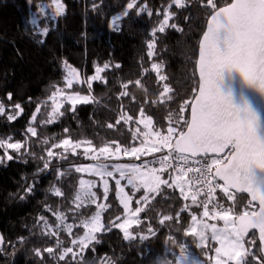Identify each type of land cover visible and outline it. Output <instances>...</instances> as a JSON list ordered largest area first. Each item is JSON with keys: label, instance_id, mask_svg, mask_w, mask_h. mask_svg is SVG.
<instances>
[{"label": "trees", "instance_id": "16d2710c", "mask_svg": "<svg viewBox=\"0 0 264 264\" xmlns=\"http://www.w3.org/2000/svg\"><path fill=\"white\" fill-rule=\"evenodd\" d=\"M129 2L63 0L66 14L54 17L49 10L40 12L41 6L45 8L52 4L51 0H0V102L6 109L4 114H0V140L10 137L9 142L25 145L20 154L9 151L14 156L12 161L0 163V235L5 241L0 250V264H101L102 261L110 264H163L165 260L176 264L181 246H186L187 251L204 264H213L209 257H213L214 251L198 247L194 236L185 235L191 223V213L199 212V209L192 208L191 198L185 201L179 189L166 185L161 186L159 194H149L155 198L150 199L145 211L140 213L142 222L130 230L137 239L125 240L122 231L113 228L111 232L98 234L100 243L95 245L94 251L91 246L85 250L83 259L77 256L72 260L69 254L64 261L58 260L62 248L72 246L71 240L83 234L84 229L79 226L82 219L90 218L97 211L94 204H86L76 210L74 202L79 181L85 177L76 173L75 167L95 161L85 158L81 154L82 148L73 155L71 150L64 153L63 149L52 148V145L68 137L73 141H91L97 147L112 141L125 146L138 145L139 141H133L132 137L137 127L141 132L145 131L144 126L137 122L140 108L153 117L154 129L165 130L169 116L177 118L184 101L191 99L192 89L197 86L198 80L193 73L200 41L211 14L210 8L202 6L206 5V0H186L184 8H178L173 0H138L137 8L127 10ZM215 2L221 7L231 0ZM169 4H172L171 9ZM93 5L97 7L94 9ZM142 5H147L152 16L147 12L138 14ZM126 10L129 15L125 17ZM168 11L174 13L169 24L175 23L177 29L166 27L164 33L156 32L153 37L152 31L158 28ZM119 16L121 19L114 26L112 20ZM44 27L50 29L46 37L39 34V29ZM42 39L44 43H41ZM152 40H155L156 47L154 55L149 58L148 43ZM65 60L79 71L83 80L95 75L97 66L109 64V69L101 73L107 83L93 81L92 103L79 104L72 112L67 110L70 105L65 102L60 109L64 115L53 123H45L51 112L49 97L55 86L69 93L89 94L86 84L74 83L72 89L66 88L62 66ZM153 63L162 65L160 74L166 76L164 81L158 79ZM117 64L119 68L115 67ZM137 80L140 81L138 85L135 83ZM125 84H128L126 89L123 87ZM165 84L172 89L168 94L172 99L165 98L161 103L160 94ZM124 91L129 95H121ZM8 93L12 94L11 101L7 99ZM17 103L23 112L10 121L7 117L15 115L17 110L12 106ZM38 106L39 113L36 112ZM125 114L133 116V120L127 124L121 120L117 124L116 121ZM33 115L36 116L35 121H32ZM184 116L189 118L188 110ZM109 124L113 127L109 128ZM29 127L36 128V136L27 131ZM49 149L67 158H53L49 168L41 171L48 160ZM163 154L166 153L155 155ZM0 156H3V150H0ZM152 158L142 157L141 161ZM141 161L123 157L113 162L138 164ZM58 171L65 175L57 179ZM163 177L168 179V172L163 173ZM30 185L34 187L28 193L26 189ZM53 186L60 188L63 196H55L50 191ZM126 189L133 196V210L144 206L143 201L136 204L144 190L133 195L132 188ZM97 191L100 202L110 205L102 214V223L108 226L117 216L121 219L116 222L121 223L125 213L116 195L115 183H111L106 201L103 190L98 188ZM216 198L225 207L231 205L220 190H217ZM248 201L246 196L237 195L235 211L239 212ZM185 204L190 208L181 211ZM54 212L63 213L65 224L73 225L71 236L59 224ZM163 215H171L173 220L161 225L159 219ZM149 227L155 235L148 233ZM51 232L57 234H46ZM141 235H147L148 239H140ZM253 237L256 249L249 255L248 264H262L264 258L256 233L246 237L245 244L249 245ZM57 240L62 242L60 247H57ZM48 247L54 249L52 255L44 251ZM36 249L41 251L42 257L35 255ZM74 251L78 249L74 248Z\"/></svg>", "mask_w": 264, "mask_h": 264}, {"label": "snow or ice", "instance_id": "6c2138e0", "mask_svg": "<svg viewBox=\"0 0 264 264\" xmlns=\"http://www.w3.org/2000/svg\"><path fill=\"white\" fill-rule=\"evenodd\" d=\"M31 2V0H29ZM54 5L53 16L60 17L66 14V5L63 0H51ZM178 8L186 6V0H173ZM138 0H130L126 5L127 10L137 8ZM206 6L211 9L208 18L206 31L203 33L199 46L196 69L193 73L197 77V86L192 89V97L185 100L180 108L177 118L171 115L167 120L165 130L154 129L152 116L145 114L141 107L139 111L138 123L144 126L145 131L137 127L133 133V141L137 144L128 146L121 145L119 141L105 143L100 147L92 144L91 141H73L71 137L62 139L59 143L52 145V148H61L64 153L77 154V149L83 147L81 153L85 158L95 161L87 166H76L75 172H87L98 176L102 182L103 199L106 201L109 194V179L111 178L118 189L116 193L119 203L123 206L125 219L117 216L110 221L108 226L101 222V211L110 205L97 203L99 197L93 191L95 182L81 179L79 181L80 190L74 197L76 210L85 206V202L97 205L99 209L90 218L82 219L79 225L84 229L83 234L71 240L70 247L62 248L58 254V260L64 261L71 254L72 260L77 256L83 259L82 253L90 246L94 251L95 245L100 243L98 234L111 232L113 228L120 229L125 240H135L137 237L129 231L133 225H139L140 213L150 201L155 197H150V193L159 194L161 185L168 188L179 189L183 199L187 201L191 195V204L202 208V214L191 215V225L186 229L185 235L198 238V247L207 249L209 240L216 243L215 257H209L214 264H248V249L245 247V238L253 230H257L261 241L260 251L264 253V104H258L249 96L241 93L237 99L234 89L229 87L225 90L226 73L230 76L233 71L238 72L242 77L243 83L252 89L264 101V0H231L224 6L218 7L215 0H206ZM97 5H93L95 9ZM172 4L168 5L171 9ZM124 12V16L129 15V11ZM44 7H40V12ZM147 12L152 16L151 11H147V5H142L138 9V14ZM159 15V13H157ZM174 13L168 11L164 15L162 23L157 29L152 31L153 37L156 32L164 33L166 27L177 29L175 23L169 24ZM119 17H114L113 25H116ZM182 31V29H178ZM50 29L44 27L39 29V34L46 37ZM45 41L42 39L41 43ZM156 47L155 40L148 43V56L154 55ZM65 75L63 80L67 89H72L73 84H86L89 94L82 95L79 91L67 92L58 86L51 93L49 99L52 101L49 119L45 123H53L64 115L60 111L64 103H68L70 110L75 112L79 104H89L93 102L91 96L92 82L102 81L107 83L106 78L101 76L109 64L95 68V75L83 80L79 71L69 64L66 60L62 64ZM115 67L119 68L117 64ZM162 65L153 63L152 68L157 72L158 79L164 81L166 76L160 74ZM137 85L140 81L135 82ZM126 89L128 84L123 85ZM172 89L164 85L161 95V103L164 99L171 100L168 95ZM123 96L129 93L124 91ZM7 99L12 100V94L8 93ZM135 99V97H133ZM16 111L15 115H8V120H15L23 112L20 104L12 106ZM189 111V118H185L184 112ZM6 111L3 102H0V114ZM36 112H40L38 106ZM36 120L33 115L32 121ZM121 120L125 124L133 120L131 115H122L116 123ZM109 128L113 125L109 124ZM32 136L37 135L35 127L27 129ZM65 132L68 129L64 130ZM0 140V163L12 161L14 156L8 153L11 149L20 154L25 145L21 142H9ZM47 143V141H45ZM87 145V146H85ZM157 153H166L156 156ZM153 157L144 159L141 163H114L109 165L103 161L120 160L123 157L135 158L141 161L142 157ZM48 160L45 161L43 169L47 170L51 159H66L62 153H54L51 149L47 151ZM43 159V157L41 158ZM171 169V172H169ZM70 171V170H69ZM168 172V179L163 178V173ZM192 174L191 179L189 174ZM64 172H59L57 179L64 176ZM171 180V183H169ZM122 181H126L122 185ZM222 181L223 183H220ZM130 186L133 195L144 190V195L136 200L140 205L134 210L131 207L133 196L125 190ZM34 186H29L26 191L31 193ZM187 188V191H186ZM195 188V192H193ZM220 190L223 196L231 202L229 207H225L217 198L216 192ZM55 196H63L60 188L53 186L50 189ZM237 193H247L250 199L247 204L239 211H235ZM204 199L200 200L199 197ZM253 202H256L255 204ZM190 206L185 204L181 211L188 210ZM57 216L59 224L64 226V230L69 236L72 235L73 225L65 224L66 217L63 213H53ZM180 213L176 215L179 222ZM44 218L41 217V220ZM173 220L171 215H163L159 223L163 225L166 221ZM208 221H221L222 226ZM47 226V222L45 221ZM148 233L155 235L154 230L149 227ZM56 235V232L46 233ZM255 235V234H254ZM140 239H148L147 235H141ZM254 243V240L251 241ZM5 241L0 235V246ZM62 242L57 240V247ZM77 248L78 251H74ZM2 250V248H0ZM49 255L54 253L52 247L44 249ZM35 255L42 257L39 249L35 250ZM207 255V252H205ZM101 264H110L109 261H102ZM163 264H169L164 261ZM176 264H204L203 261L193 260L190 262L186 246H181L180 254L176 259ZM264 264V262H262Z\"/></svg>", "mask_w": 264, "mask_h": 264}, {"label": "rangeland", "instance_id": "374dc122", "mask_svg": "<svg viewBox=\"0 0 264 264\" xmlns=\"http://www.w3.org/2000/svg\"><path fill=\"white\" fill-rule=\"evenodd\" d=\"M47 10H49V11H51L52 12V14H53V10H54V5H46L45 6V8H44V12L46 13L47 12ZM119 18L121 19V17L119 16ZM120 19H118V20H120ZM11 149H9L8 150V153H9V151H10ZM82 150H83V147H82ZM114 161V160H113ZM111 162V163H108L109 165H111V164H114L115 162ZM142 162V161H141ZM93 163H95V162H93ZM93 163H90V164H93ZM136 164H137V162H135ZM87 165H89V164H85V165H81V166H87ZM82 174L85 176L83 179L85 180V181H88V180H91V181H94L95 182V187L93 188V191H95L96 193L98 192L97 190H98V188H100L101 190H102V182H101V180H100V178L98 177V176H95V175H91V174H89V173H87V172H82ZM164 178V177H163ZM109 179V188H110V185H111V183L112 182H114L111 178H108ZM165 179V178H164ZM115 183V182H114ZM122 183V185H125L126 184V181H122L121 182ZM162 186V185H161ZM127 187H130V186H127ZM117 188V187H116ZM131 188V187H130ZM79 190H80V187H79ZM78 190V191H79ZM125 190L127 191V189L125 188ZM141 190H143V189H141ZM186 191H187V188H186ZM193 192H195V189L193 188V190H192ZM117 192H118V189H117ZM128 192V191H127ZM129 195H131V194H129ZM97 196H98V194H97ZM189 198H191V195H189ZM119 199V198H118ZM133 200V199H132ZM200 200H203V199H200ZM104 201V200H103ZM97 203L99 204V203H104L105 204V202H100V200H98L97 201ZM248 203V202H247ZM247 203H245V204H247ZM86 204H90V203H88V202H85V205ZM244 204V205H245ZM97 206V205H96ZM122 206V205H121ZM192 206V208H197V209H199V212H195V213H191V214H195V215H197V217L199 218L200 216H201V214H202V208H200V207H197V206H195V205H191ZM236 206H237V202H236ZM235 206V207H236ZM123 207V206H122ZM131 207H132V203H131ZM244 207V206H243ZM242 207V208H243ZM133 209V208H132ZM99 209L97 208V211H98ZM236 210V209H235ZM96 211V212H97ZM103 212H104V210L103 211H101V222H102V214H103ZM124 219H125V215H124ZM123 219V220H124ZM123 222V221H122ZM209 223H213V222H215V223H217V225L218 226H222V222L221 221H208ZM191 223H192V221H191ZM191 223H190V225H191ZM134 226V225H133ZM132 226V227H133ZM131 227V228H132ZM190 227V226H189ZM131 228L129 229V231L131 230ZM189 236V235H188ZM196 238V241H197V244H198V238L197 237H195ZM252 240H254V237H253V239ZM252 240H250L248 243H249V245L248 244H245V247H246V249H248V255H247V261H248V257H249V255L251 254V253H253L254 251H255V249H256V244H255V240H254V243H252L251 241ZM218 245L216 244V243H214L213 241H211V240H209V247L207 248V250H209V248H211L212 249V251H214V255H213V258L215 257V247H217ZM201 248V247H200ZM188 254H189V258H190V262L191 261H193V260H197L196 258H194L193 257V255H192V253H189L188 252ZM213 264H214V261H213Z\"/></svg>", "mask_w": 264, "mask_h": 264}, {"label": "water", "instance_id": "95a60500", "mask_svg": "<svg viewBox=\"0 0 264 264\" xmlns=\"http://www.w3.org/2000/svg\"><path fill=\"white\" fill-rule=\"evenodd\" d=\"M206 28H207V26H206ZM200 43H201V41H200ZM229 87L234 89V92H235L237 99L240 97L241 93H244L245 95H247L251 99H253V101L255 103L264 104V101L261 100V98L259 97V94L255 93L252 89L248 88V86L243 83L242 77L240 76V74L238 72L233 71L230 76L226 73L225 90H227ZM262 110H264V107H262ZM220 183H223V182L220 181ZM237 195H244L248 199H250V196L247 193H237ZM253 203L255 204L256 202H253ZM253 233H256L257 239L260 243V248H261L262 245H261V241L259 239L258 231L253 230L252 232L249 233V236ZM3 246L4 245L0 246V248H3ZM261 255L264 258V253L261 252Z\"/></svg>", "mask_w": 264, "mask_h": 264}, {"label": "built area", "instance_id": "2783aa9c", "mask_svg": "<svg viewBox=\"0 0 264 264\" xmlns=\"http://www.w3.org/2000/svg\"><path fill=\"white\" fill-rule=\"evenodd\" d=\"M141 163V162H140ZM139 164V163H138ZM169 172H171V169H169ZM191 177H192V174L190 173L189 174V178L191 179Z\"/></svg>", "mask_w": 264, "mask_h": 264}]
</instances>
